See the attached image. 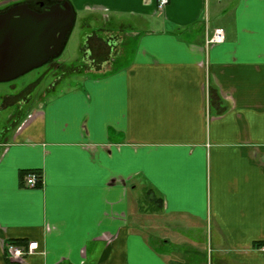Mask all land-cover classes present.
Returning <instances> with one entry per match:
<instances>
[{
	"label": "crops",
	"instance_id": "1",
	"mask_svg": "<svg viewBox=\"0 0 264 264\" xmlns=\"http://www.w3.org/2000/svg\"><path fill=\"white\" fill-rule=\"evenodd\" d=\"M48 2L73 10L80 81L15 114L18 95L0 99V264H212L205 231L214 264H264V0H0V13ZM143 197L160 236L138 227ZM15 241L37 249L9 261Z\"/></svg>",
	"mask_w": 264,
	"mask_h": 264
},
{
	"label": "water",
	"instance_id": "2",
	"mask_svg": "<svg viewBox=\"0 0 264 264\" xmlns=\"http://www.w3.org/2000/svg\"><path fill=\"white\" fill-rule=\"evenodd\" d=\"M73 22L67 2H56L42 12L20 4L0 13V83L11 82L57 57Z\"/></svg>",
	"mask_w": 264,
	"mask_h": 264
},
{
	"label": "rangeland",
	"instance_id": "3",
	"mask_svg": "<svg viewBox=\"0 0 264 264\" xmlns=\"http://www.w3.org/2000/svg\"><path fill=\"white\" fill-rule=\"evenodd\" d=\"M80 36L79 32L74 33L69 42L65 44L63 51L57 57L53 58V60L47 65L36 68L11 82L0 83V99L4 95L16 94L18 96L14 98V100H11V103L20 100L14 107L11 105L12 110L9 108L8 111L10 110L15 114V112H20L24 109H33L37 106V99L39 98L42 100L43 97L46 96L51 101L58 93L72 90L77 81H80L79 77L75 74V71H70L72 68L80 67ZM57 64L61 65L57 67ZM83 69L86 71H96V67L90 66L89 63L83 64ZM21 106L22 109L20 108ZM8 111H5L2 114L0 113V131L6 124V114ZM7 124H9V122H7ZM141 200V208L144 211V215L147 216L146 219L138 218V227L146 235L147 233L144 230L148 232V235L152 232L160 236V232L152 231L151 229L153 228L152 226H149L148 223H152L153 221L161 222V219H158V211L155 209L150 212L149 208H151V206H148L147 199L143 197ZM149 212H155L153 213L154 216L151 217V214H148ZM202 239H204V242L201 248L205 253L206 260L210 263L211 258V263L214 264L215 246L213 239L210 238V233L205 231ZM210 250H213L212 254H210Z\"/></svg>",
	"mask_w": 264,
	"mask_h": 264
},
{
	"label": "built area",
	"instance_id": "4",
	"mask_svg": "<svg viewBox=\"0 0 264 264\" xmlns=\"http://www.w3.org/2000/svg\"><path fill=\"white\" fill-rule=\"evenodd\" d=\"M157 8L159 10H163L164 7L167 5L168 0H156ZM224 41V35L222 30H215L212 37L207 40V45H215L220 44ZM42 178L39 173H28L25 176V185L27 188L33 189L38 186L39 183H41ZM37 249V244L34 242L28 243L25 246H18L13 245L11 243H8L6 245V256L9 261H13L16 259H21L27 255H31L35 253V250ZM264 250V249H263Z\"/></svg>",
	"mask_w": 264,
	"mask_h": 264
},
{
	"label": "flooded vegetation",
	"instance_id": "5",
	"mask_svg": "<svg viewBox=\"0 0 264 264\" xmlns=\"http://www.w3.org/2000/svg\"><path fill=\"white\" fill-rule=\"evenodd\" d=\"M49 4H44V3H38L37 5H35V6H33V7H31L30 6V8L31 9H33V10H35V11H37V12H42L46 7H48V6H51L53 3H51V2H48ZM53 59H51L48 63H50L51 61H52ZM47 63V64H48ZM47 64H45V65H47ZM44 66V65H43ZM58 67V66H57Z\"/></svg>",
	"mask_w": 264,
	"mask_h": 264
},
{
	"label": "trees",
	"instance_id": "6",
	"mask_svg": "<svg viewBox=\"0 0 264 264\" xmlns=\"http://www.w3.org/2000/svg\"><path fill=\"white\" fill-rule=\"evenodd\" d=\"M11 244L20 246V245H23L24 242H21V241H15V242H13V243H11ZM262 245H264V244L259 242V243H255L254 247H255V248H259V247H261Z\"/></svg>",
	"mask_w": 264,
	"mask_h": 264
}]
</instances>
